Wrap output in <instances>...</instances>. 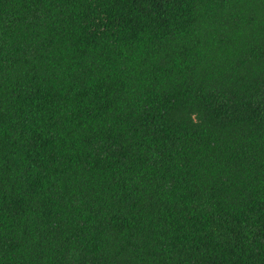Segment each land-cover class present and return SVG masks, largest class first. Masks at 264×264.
Here are the masks:
<instances>
[{"label":"trees","instance_id":"1","mask_svg":"<svg viewBox=\"0 0 264 264\" xmlns=\"http://www.w3.org/2000/svg\"><path fill=\"white\" fill-rule=\"evenodd\" d=\"M0 264H264V0H0Z\"/></svg>","mask_w":264,"mask_h":264}]
</instances>
